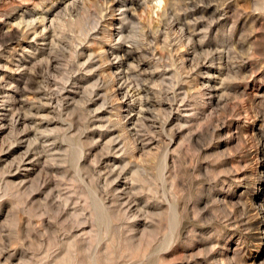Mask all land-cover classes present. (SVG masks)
<instances>
[{
    "label": "rangeland",
    "instance_id": "1",
    "mask_svg": "<svg viewBox=\"0 0 264 264\" xmlns=\"http://www.w3.org/2000/svg\"><path fill=\"white\" fill-rule=\"evenodd\" d=\"M0 264H264V0H0Z\"/></svg>",
    "mask_w": 264,
    "mask_h": 264
}]
</instances>
